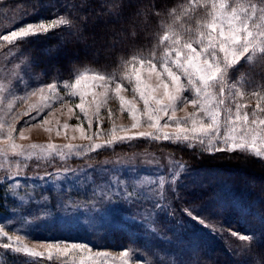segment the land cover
<instances>
[{
  "label": "snow or ice",
  "instance_id": "obj_1",
  "mask_svg": "<svg viewBox=\"0 0 264 264\" xmlns=\"http://www.w3.org/2000/svg\"><path fill=\"white\" fill-rule=\"evenodd\" d=\"M260 5H264V0H259V4L252 0H187L186 4L172 7L166 12L160 25L163 34L158 41L147 50L137 51L122 59L119 72L84 68L74 71L69 80L61 82L56 78L36 87H31L24 80L32 61L23 51H19V45L33 36L60 28L71 29L75 26L73 20L68 15H57L48 21L20 26L6 34L0 31V48H7L11 56L9 63L18 61L5 78L7 82H0V161L8 164L5 179L13 181L7 185L9 190L15 194L14 190L21 186L18 177L22 172V161L50 160L52 157L67 160L71 156L82 157L141 138L182 143L209 154L239 152L264 160V84L246 92L242 90L246 83L243 77L239 80L230 78V72L237 70L241 61L252 64L258 57L264 58V6ZM121 14L122 4L112 0L109 15L118 19ZM77 31L80 29L77 28ZM13 49L18 50L16 54H13ZM46 54L54 53L49 50ZM21 84L24 85L22 95L18 94ZM129 91L132 93L131 99L123 94ZM37 96L38 102L28 104L24 112L15 110L17 103L27 104L31 97ZM245 96L255 99L254 107L241 103ZM112 99L118 101L120 113L127 112L132 123L117 128L113 122L112 127L103 133L101 111L107 109L108 118L112 119L114 114L108 108ZM57 102L61 108H66L70 118L75 116L79 123L71 126L67 122L62 125L57 122L56 134L60 135L61 128L73 127L80 139L89 143H16L17 132L19 139H27L24 127L19 131L16 127L21 117H28L26 126H44L45 131L51 132L52 129L47 126L50 124L49 117L55 111L53 105ZM140 102L142 107L139 106ZM189 106L192 111H185ZM74 109H78L79 113ZM178 111H185L184 116H177ZM85 121L87 128L83 126ZM94 123L97 130L93 133L90 130ZM141 128L149 131H139ZM118 132L124 134L118 135ZM101 135H106L108 139L102 143L95 142ZM3 166L0 164V167ZM27 166V163L23 164L24 168ZM186 170L183 161L172 159L167 175H159L153 181L158 186L154 208L166 210L163 204L166 199L164 186L166 183L176 184ZM67 171L69 169H65ZM92 191L94 196L109 201L113 196L123 197L125 201L137 196L117 176L109 178L107 189L93 188ZM30 199L32 203L40 205L35 215L28 213L33 216L31 224L39 227L37 221L51 216L45 203L48 197L41 192L39 200L35 197ZM19 200L25 203L24 196H19ZM60 206L67 207L63 202ZM186 214L207 226L204 219L191 211L186 210ZM43 222L49 223L48 220ZM71 223L67 217L51 221L53 227L61 229ZM152 231L155 232V229ZM232 235L245 242V248L255 241V234L233 232ZM26 237H30V231L22 235L15 232L10 234L6 225L0 222V249L29 257L25 264H35L40 259L54 264H96L97 261L105 264L110 258L106 253L93 252L87 243L66 240L40 242L38 247L44 250L38 251L25 243ZM135 253L133 248L121 251L120 264H139L143 257ZM256 264H264V255L259 257Z\"/></svg>",
  "mask_w": 264,
  "mask_h": 264
},
{
  "label": "trees",
  "instance_id": "obj_2",
  "mask_svg": "<svg viewBox=\"0 0 264 264\" xmlns=\"http://www.w3.org/2000/svg\"><path fill=\"white\" fill-rule=\"evenodd\" d=\"M117 2L122 4V14L118 19L109 15L112 0H0V31L6 34L29 23L68 15L75 25L71 29L60 28L33 36L19 45V51H23L32 61L28 65L29 69L42 82H52L56 78L63 82L69 80L74 71L84 68L119 72L122 59H127L137 51L147 50L158 41L163 34L160 25L166 12L172 7L186 4L187 0ZM252 2L259 4V0ZM49 50L54 54L47 55ZM241 77L246 81L242 90L251 91L255 86L264 84V58L258 57L252 64L241 61L237 70L230 72V78L239 80ZM157 151L166 152L189 167L184 185L176 187V191H184V194H178L180 198L176 204L173 203V208L176 213L180 208L183 212L189 210L206 222L207 226L198 222V227L194 226L182 234V240L185 238L196 242L197 251L193 253L192 263L256 264L259 257L264 255V160L239 152L209 154L199 148L184 147V144L140 141L128 146L118 145L110 151H100L93 161L98 163L102 157L117 153L131 156L135 152ZM52 163L56 164L49 167L51 169L57 168L58 164L80 165L84 159L65 163L52 160L46 164ZM221 190L231 200L225 207L217 201ZM127 226L132 233L131 226ZM50 232L52 236L45 237ZM233 232L255 234V241L245 248V242L234 237ZM34 234L40 240H62L64 237L63 233L56 234L51 228L34 231ZM150 236L156 238V242H150ZM150 236L135 237L137 244L143 245V249L152 244L159 248L155 250H163L170 258L165 264H189L187 259H184L185 262L182 259L189 256L187 251H182L179 257L183 247L180 243H166L158 241L161 238L158 235ZM79 241L87 240L81 237ZM157 242H160L159 246ZM26 260L18 254L5 255L3 264H25ZM35 264L54 262L40 259Z\"/></svg>",
  "mask_w": 264,
  "mask_h": 264
},
{
  "label": "rangeland",
  "instance_id": "obj_3",
  "mask_svg": "<svg viewBox=\"0 0 264 264\" xmlns=\"http://www.w3.org/2000/svg\"><path fill=\"white\" fill-rule=\"evenodd\" d=\"M3 50L4 48H0V82L6 83L7 80L5 78L18 61L9 63L11 56L8 50ZM17 51L16 49L12 50L13 54H16ZM12 79L14 82L15 78L13 77ZM24 80L30 84L31 87H36L42 83H49L42 82L41 79L29 69V66ZM19 87L21 91H19L18 94L22 95L24 85L21 84ZM123 94L128 99L132 97L130 91ZM37 102L38 96L31 97L27 104L23 102L17 103L15 110L24 112L28 104ZM76 102H78V98H76ZM241 103L254 107L256 101L254 98L245 96L242 98ZM139 106L142 107V102L139 103ZM53 108L55 111L53 115L49 117L50 124L47 126L52 129L51 132L45 131L44 126H26L25 121L28 117H21L16 127L18 131L22 126L24 127L27 139H19L17 132L16 143L22 145H47L49 143L56 145H65L69 143L73 145H87L89 141L80 139L79 133L74 131L73 127H69L68 129L61 128L60 135L56 134L58 128L57 122H59L60 125L67 122L69 125L75 126L79 121H77L75 116L70 118L66 108H61L58 102L53 105ZM108 108L112 110L114 115L110 120L107 115V109H102L101 118L103 123L101 132L106 133L112 127L113 122L117 128L131 125L132 121L128 117L127 112L120 113L118 101L115 99L110 100ZM74 111L79 113L78 109H74ZM185 111L190 112L192 108L189 106ZM185 111H178L177 116L183 117ZM83 126L87 128L86 121ZM96 130V125L94 123L90 132L94 133ZM138 130L149 131L147 128ZM133 131L137 130L134 129ZM117 134L123 135L124 133L118 132ZM73 137H75V139H73ZM107 139L108 137L106 135H101L96 138L95 142L102 143ZM140 141L154 142L153 140L141 138L131 142L119 143L115 146H128ZM159 142L171 141L161 140ZM175 144L179 145L182 143ZM114 147L100 149L82 157L71 156L67 160L52 157L50 160L22 161V172L18 177L21 186L14 190L15 194L7 187V185L13 183V181H7L5 179L8 164L0 161V164H4L3 167H0V222L6 225V230H10V234L15 232L18 235H22L25 231H30V237L25 238V243L28 244L29 247H36L38 251L44 250L38 247L40 242L57 241V239H37L34 237V231L41 232L43 229L51 228L56 234H64L62 240L70 242H80L79 239L85 237L87 241L81 243L89 244L93 252L99 251L108 254L110 258L105 261V264H120L122 258L119 253L127 248L135 249V255L143 257V260H140L139 264L168 263L170 258L167 254H164L163 250H155L158 247H154L152 244L143 249V245H138L135 238L149 237L151 234L158 235L161 237L158 241L163 240L166 243H180L183 246V250L181 249L179 251V253H181L179 257L182 256V251H187L186 254L189 253V256H186V258L182 257L183 261L185 262L187 259L189 264H196V262L192 263L193 253L197 251V247H195L196 242L195 240L187 241L185 238L182 240V234L189 232L194 226L198 227V220L189 217L186 212H183L182 208L177 209L178 214L173 208V203L176 204L180 198L178 194H184V191H176V187L178 186L180 188L184 185L186 181L184 177H186L189 167L186 165V172L181 175L176 184H165L164 194L166 199L163 201V204L166 210L156 209L154 208V204L158 199V186L153 183V181H156L159 175H167L170 161L174 158L166 154V152L157 151L154 153L135 152L131 156L117 153L111 157H102L98 163L93 161V158L97 157L100 151H110L114 149ZM80 159H84V163L80 165L58 164L57 168L53 169L49 167L55 166L56 163L50 165L46 164L50 163L52 160H60L61 163H65L69 160ZM24 163L28 165L26 168L23 167ZM65 169H69V171L65 172ZM112 176L120 177L124 183L129 186V191L134 190L137 196L128 201H125L123 197L113 196L111 201H109L108 199H102L98 195L94 196L92 189H107L108 180ZM38 177H44V179H39ZM41 192L48 197L45 203L47 204V211L51 213V216L43 217L41 221H37L36 223L40 226L35 227L34 224H31L33 216L28 215V213L31 212L35 215L40 205L32 203L30 197H35L36 200H39ZM19 196L25 197V203H21ZM217 201L219 204L223 205V207H225L228 202H231L230 197L223 193L222 190L218 193ZM61 202L67 205V207H61ZM2 213H4V215H1ZM65 217L71 219L72 223L70 226L63 229L52 226L51 221H60ZM44 220H48L49 223H44ZM127 224L131 226L132 233L127 229ZM153 229H155V232L152 231ZM51 234V232L47 233L45 237H50L52 236ZM150 242H156V238L150 236ZM159 244L160 242L156 243L157 246H159ZM185 244H187V248L184 249ZM108 247H112V249ZM12 254L14 253L0 249V264H3L5 255ZM23 257L27 260L30 259L26 256ZM78 259L79 257H77V260ZM96 264H99V261H97Z\"/></svg>",
  "mask_w": 264,
  "mask_h": 264
}]
</instances>
